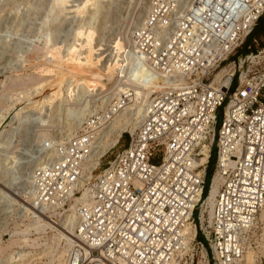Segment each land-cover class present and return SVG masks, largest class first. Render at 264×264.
<instances>
[{"label": "built area", "instance_id": "built-area-1", "mask_svg": "<svg viewBox=\"0 0 264 264\" xmlns=\"http://www.w3.org/2000/svg\"><path fill=\"white\" fill-rule=\"evenodd\" d=\"M260 17L264 0H148L131 34L127 73L162 86H151L143 118L121 132L127 144L102 166L110 146L93 175L84 172L99 132L124 107L121 96L103 102L100 92L78 129L46 146L53 152L31 168L23 188L40 211L65 209L78 197L76 230L90 252L75 245L76 260L67 264H201V249L207 264H244L261 232L255 264H264V45L247 42ZM9 137L2 135L0 167ZM213 146L208 184L215 172L220 183L209 215L203 192Z\"/></svg>", "mask_w": 264, "mask_h": 264}, {"label": "rangeland", "instance_id": "rangeland-1", "mask_svg": "<svg viewBox=\"0 0 264 264\" xmlns=\"http://www.w3.org/2000/svg\"><path fill=\"white\" fill-rule=\"evenodd\" d=\"M146 6L147 0H0V136L4 133L10 136V160L5 161L7 166L2 164L0 168V260L10 261L9 264H48L62 251L65 242L59 240L55 229H39L38 222L55 219L56 228L64 231L72 214L71 208L64 214L57 210L39 212L26 203L29 198L23 191L31 168L53 152V148L45 150L46 146L73 133L64 136L68 118L77 110L73 103L83 101L79 93L70 95L65 91L69 80L75 77L80 81L82 77L74 75L72 68L57 66L47 48L59 46L64 55L72 42L85 40L83 31L93 28V56L109 54L105 60L100 58L97 62L100 66L114 57L116 41L124 45L123 32H132L142 22ZM262 26L263 30L259 26L247 38V42L254 43L255 47L264 45V20ZM239 51L243 53L245 49ZM238 68L237 64L236 73ZM107 83L111 85V81ZM58 90L61 94L54 96ZM124 110L119 125L132 114L128 107ZM222 110L223 106L217 109L215 130L220 126ZM127 136V131L122 133L119 141L102 157V166L127 144ZM113 138L114 135L107 143ZM2 143L0 138V148ZM162 152V147L156 150L154 162L159 161ZM215 160L216 146H213L205 170V195L209 191ZM194 217L197 219V211ZM262 233L260 250L253 247L256 257L263 253ZM198 237L203 240L201 234ZM198 260H201L200 253Z\"/></svg>", "mask_w": 264, "mask_h": 264}, {"label": "bare ground", "instance_id": "bare-ground-1", "mask_svg": "<svg viewBox=\"0 0 264 264\" xmlns=\"http://www.w3.org/2000/svg\"><path fill=\"white\" fill-rule=\"evenodd\" d=\"M147 3H148V0H147ZM82 33L85 36V40L82 39V42L78 40V43L72 42V44L67 48L66 53L64 55H61L59 46H49L47 48V52L50 54V57H52L53 61H55V64L57 66H61V67L67 66L70 69L72 68L71 70L73 71L74 75L77 74L82 77L80 81H78L74 77L73 80H69V82L65 85V91L69 92L70 95H75V92L79 93V95L81 96L79 95L78 96L82 97L81 99H83V101L78 100L77 102L73 103L77 108V110L74 108L76 110L75 112L74 111L72 112L74 114L70 116L68 114L65 115L66 117L69 116L68 118L69 123L67 122L68 128L66 129L67 132L64 133V136L71 134L76 129H78V127L81 125L83 120L93 111V109L96 106L95 104L96 99L100 92L106 93V95L104 96L103 102H106L107 98H111L114 96H121V98H123V101H124V107H128L129 109H131L130 112L132 113L129 119H126L124 123L119 125L120 117H122L125 112L124 107H123V109H121L117 115H115L112 119L109 120L108 124L105 125V129H102V132H99L98 138H97V144H95L93 147L91 146V148L89 149V154L87 156V161L84 162V165H83L84 172L87 174V176H90V175H93L92 168L97 163H99L100 156L110 146L117 143L119 136L121 135V132L127 129L132 131L139 124L140 120L143 118V115H144L143 105L147 102L149 98V94L152 90L151 86L153 87V89H156V88H160L162 84L160 80L157 79L152 84L142 85L139 82V80L136 78V75H132L130 72L127 73V69L130 63L129 46L131 44V34H132L130 30L123 32L124 45L122 42L116 41L115 43L116 52L114 53V57H113L114 59L113 58L107 59L106 62L101 63L100 66L97 63L99 62L100 58H104L105 60V58L109 54L101 56L99 53L98 54L100 55L99 57H96L95 54H94L95 56L94 57L92 41H93L95 31L92 28L89 31H86V32L83 31ZM81 49H84V50L81 51ZM93 69H95L96 71L95 72L92 71ZM145 70L147 69L145 68L141 72H144ZM221 75H222V71H219L217 73V79H220ZM109 80L111 81L110 83L111 85L108 86L107 82H110ZM75 86L77 87L74 89ZM123 92H126V93L123 94ZM60 94H61L60 90L54 92V96H59ZM76 99H78V97ZM71 106L73 107V105ZM113 135L115 136V138H113V140H109V143H107V139H109ZM0 138L2 139V136H0ZM9 151L7 152V154L9 153ZM9 160H10V157H6L3 160L2 162L3 167L7 166L5 163L8 162ZM219 183H220L219 174L215 172L213 175L212 183H210L209 185V192L205 200L206 202L205 210H207V213L209 215H210L211 207L213 204V198H214L215 192L217 191ZM26 197L29 198L28 196ZM77 201H78V197L73 196L70 198L67 208L57 209V211H62L63 214L66 213L69 210V208H71L70 210H72V214L69 217L70 223L69 225H67V227H65L66 230L64 231L58 230L56 226L54 225V224H57L55 219H50V221L48 222H43L42 220L43 223L39 221L38 225L36 224L37 226H39V229H42V230H44V228L46 227L55 229L57 231V237L59 238V240L64 239V242H65V245L62 251L58 252L59 254L54 255L52 259H50L51 261L49 260L50 262H48V264H67V260H76V257L71 258V249H73L75 245H77L78 248L81 249L82 253L90 252L89 247L86 245L84 240L80 237V235L77 233V230L75 228L76 226L75 222L77 223V216L75 213V206H76ZM27 202L31 208L34 207L35 209H37L34 205L33 206L31 205L33 203L31 202L30 198H29V201L26 200V203ZM50 210H56V209L53 207L52 209H49L46 211L44 210V212H49ZM38 211L43 212L40 210ZM53 216H56V214H53ZM203 216L208 217L206 213L202 215V217ZM35 217H36V213H35ZM39 217L38 219H36L37 221L39 220ZM260 218L263 221L264 219V208L263 207L260 213ZM74 229L76 230L75 232H74ZM192 232L193 233L195 232L194 225H192ZM258 250H260V247L258 248ZM199 253L201 257L200 263L207 264V261H206L207 257H206L205 250L201 249ZM256 254H257L256 250H254L252 246L248 245V247L246 248L245 254H244L245 257L243 260L245 261L243 263L244 264H255ZM80 259L81 258L79 257V260ZM30 262H33V261H30ZM9 263L10 261H6V264H9Z\"/></svg>", "mask_w": 264, "mask_h": 264}, {"label": "crops", "instance_id": "crops-1", "mask_svg": "<svg viewBox=\"0 0 264 264\" xmlns=\"http://www.w3.org/2000/svg\"><path fill=\"white\" fill-rule=\"evenodd\" d=\"M260 19H261V17L259 18V20H258L256 26L254 27L253 31L259 26H260V30H263V26H262L263 25V17H262V20H260Z\"/></svg>", "mask_w": 264, "mask_h": 264}, {"label": "trees", "instance_id": "trees-1", "mask_svg": "<svg viewBox=\"0 0 264 264\" xmlns=\"http://www.w3.org/2000/svg\"><path fill=\"white\" fill-rule=\"evenodd\" d=\"M127 137H128V136H127ZM206 193H207V191H204V192H203V195H205Z\"/></svg>", "mask_w": 264, "mask_h": 264}]
</instances>
